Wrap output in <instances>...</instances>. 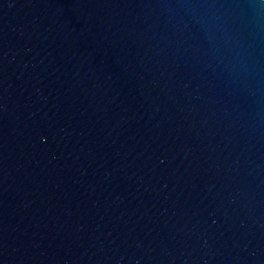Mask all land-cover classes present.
<instances>
[{
  "label": "water",
  "instance_id": "95a60500",
  "mask_svg": "<svg viewBox=\"0 0 264 264\" xmlns=\"http://www.w3.org/2000/svg\"><path fill=\"white\" fill-rule=\"evenodd\" d=\"M248 2L0 0V264H264Z\"/></svg>",
  "mask_w": 264,
  "mask_h": 264
},
{
  "label": "clouds",
  "instance_id": "9594fccd",
  "mask_svg": "<svg viewBox=\"0 0 264 264\" xmlns=\"http://www.w3.org/2000/svg\"><path fill=\"white\" fill-rule=\"evenodd\" d=\"M250 14V26L259 27L264 20V0H249L247 5Z\"/></svg>",
  "mask_w": 264,
  "mask_h": 264
}]
</instances>
